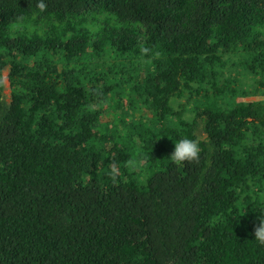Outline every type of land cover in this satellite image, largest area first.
Here are the masks:
<instances>
[{
	"label": "trees",
	"instance_id": "1",
	"mask_svg": "<svg viewBox=\"0 0 264 264\" xmlns=\"http://www.w3.org/2000/svg\"><path fill=\"white\" fill-rule=\"evenodd\" d=\"M38 3L0 0V264H264V0Z\"/></svg>",
	"mask_w": 264,
	"mask_h": 264
},
{
	"label": "clouds",
	"instance_id": "2",
	"mask_svg": "<svg viewBox=\"0 0 264 264\" xmlns=\"http://www.w3.org/2000/svg\"><path fill=\"white\" fill-rule=\"evenodd\" d=\"M37 7L41 12H44L47 8V5L44 3V0H39ZM199 157V143L189 138H183L174 143V151L170 156V158L178 165L198 162ZM254 239L257 242L258 246H264V220H260V225L255 230Z\"/></svg>",
	"mask_w": 264,
	"mask_h": 264
},
{
	"label": "rangeland",
	"instance_id": "3",
	"mask_svg": "<svg viewBox=\"0 0 264 264\" xmlns=\"http://www.w3.org/2000/svg\"><path fill=\"white\" fill-rule=\"evenodd\" d=\"M6 75H7V74H5V80H7ZM5 94H6L7 96L10 95L9 84H8L7 81H6V83H5ZM261 97H262V96H260V97H248V98L245 99V101L248 102V101H257V100H262V99H264V98H261Z\"/></svg>",
	"mask_w": 264,
	"mask_h": 264
}]
</instances>
